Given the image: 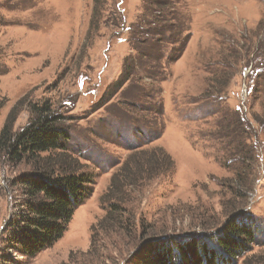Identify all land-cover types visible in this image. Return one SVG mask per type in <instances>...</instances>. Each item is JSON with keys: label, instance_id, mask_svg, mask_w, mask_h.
<instances>
[{"label": "rangeland", "instance_id": "rangeland-1", "mask_svg": "<svg viewBox=\"0 0 264 264\" xmlns=\"http://www.w3.org/2000/svg\"><path fill=\"white\" fill-rule=\"evenodd\" d=\"M117 1L103 2L99 30L89 35L94 0H0V131L17 106L14 133L35 120V106L50 102L71 138L62 153L0 161V264H143L153 242H185L204 234L213 247L226 222L244 219L252 220L256 242L236 264H264V0H176L173 13L188 24L191 38L181 59L169 64L172 78L149 91L153 100L162 89L151 116L134 105L149 89L137 78L124 88L129 104L122 93L111 99L107 94L133 55L121 35L128 31L117 20ZM119 2L118 9L126 10L124 26H132L142 1ZM183 41L179 35L173 59ZM244 118L257 140L243 139ZM141 121L154 128L147 138L162 130L146 147L165 150L176 174L172 181L147 183L110 213L111 179L129 149L144 140L136 132ZM252 144L254 158L243 161ZM48 160L77 161L80 173L93 178L91 195L51 248L33 259L8 253L7 224L30 201L24 182L48 171ZM244 170V177L252 174L245 185L252 191L240 200L233 192Z\"/></svg>", "mask_w": 264, "mask_h": 264}, {"label": "trees", "instance_id": "trees-1", "mask_svg": "<svg viewBox=\"0 0 264 264\" xmlns=\"http://www.w3.org/2000/svg\"><path fill=\"white\" fill-rule=\"evenodd\" d=\"M104 1L94 0L89 35L93 30H99ZM141 1L142 7L138 16L135 17L136 22L129 27L124 26L127 16L125 20L122 17L124 16L122 12L125 9L120 7L119 10L117 7L120 3L119 0L117 1L119 3H116L117 20L122 21V27L128 31L121 35L127 37L126 41L132 49L133 55L126 60L118 80L109 88L107 94L109 93L111 99L115 98L118 93H122L123 103L129 104L125 100L129 91H125L124 88L127 86L132 88L137 78L149 89H145L144 96H140L139 103L135 102L134 105L139 109L142 108L141 112H146L147 116H151L149 108L154 105V100L157 99L162 89L157 90L153 100H151L152 96L149 91L155 88V85L165 84L172 78V73L168 70L169 64H174L181 59L180 55L185 51L186 41L191 38V34L189 30L187 31L188 24L182 22L180 18L177 21L173 13L178 0ZM174 24L177 25V31H174ZM179 35L185 45L180 44V53L173 59V52H175L173 45L179 43ZM170 46L173 48L171 49ZM138 62L140 66L139 69H136ZM213 98L218 100L220 97ZM162 105L163 103L160 107ZM1 106L2 104H0ZM18 107L13 110L0 131V161L6 158L18 163L25 160L37 161L45 154L62 153L66 150V144L71 139L70 132L63 126L59 116H53L54 109L50 102L35 106L32 110L35 120L27 128L14 133L13 123ZM160 109L158 117L162 124V118L165 122V108L162 106ZM240 122L245 128L241 134L243 139L250 138L251 140L254 136L257 140L256 132L250 126L251 124L245 118ZM234 124L238 125L239 123L235 122ZM137 125L136 132L142 135L144 140L129 149V156L121 170L111 179L107 198L109 201H115L111 205L110 213L121 210L124 205H127L128 197H133V194L143 191L147 188V183L159 178L172 181L176 174L175 164L165 150L146 147L161 137L162 130L156 138H147L148 131L151 132L154 129L153 126L144 121L137 122ZM260 126L264 135V124H260ZM209 135L213 137V133L209 132ZM226 144L230 143L225 142L223 146ZM252 148L253 144L244 150L247 153L250 150L252 154L241 153L243 161L247 160L250 155L254 158ZM237 158L241 159V157ZM49 161L46 163L48 171L40 172L24 182L26 195L30 201L24 210L18 213L17 220L7 224L8 245L6 251L8 253L33 259L41 252L51 248L63 238L76 209L83 205L91 195L94 185L93 178L87 173H80L82 168L77 161L56 160L51 163ZM235 161L229 160L228 164ZM245 173V170L243 173L239 171L236 179L238 190L233 192L240 200H247L252 191V186L245 188L252 174L248 172L244 177ZM235 205H233V210H236ZM234 221H236V216ZM250 221L252 220L244 219L239 223L238 221L226 222L222 231L215 237L216 243L213 247L209 246L204 234L185 242L178 240L153 242L157 245L153 244L149 246V250L145 249L144 254H147V260L145 259L143 264H236L238 259L252 251L251 246L256 242L253 223L251 224ZM203 229L206 230V227L203 226Z\"/></svg>", "mask_w": 264, "mask_h": 264}]
</instances>
